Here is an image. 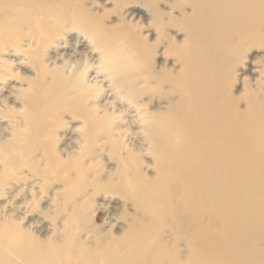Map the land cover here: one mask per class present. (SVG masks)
Wrapping results in <instances>:
<instances>
[{
  "label": "bare ground",
  "instance_id": "obj_1",
  "mask_svg": "<svg viewBox=\"0 0 264 264\" xmlns=\"http://www.w3.org/2000/svg\"><path fill=\"white\" fill-rule=\"evenodd\" d=\"M108 1L120 6L126 0ZM167 1L166 10L162 3ZM95 2L0 0V79L36 55L37 76L28 87L38 96L36 102L31 91L18 92L27 107L26 130L15 135L17 152L0 156V198L6 197L0 200V264H264V64L249 65L241 96L231 91L243 48L264 43V0L143 1L147 10L139 8L138 14L149 16L147 26L157 37L149 43L140 36L136 58L105 39L125 29L133 33L136 25L126 18L108 23V10L102 12ZM76 26L87 36L91 32L100 58L107 57L96 70L103 81L109 79L106 89L95 93L104 99L102 112L88 106L101 82L98 76L84 78V71L95 66L85 58L87 50L68 54L60 48L67 29ZM172 28L184 33L181 39L169 33ZM24 40L30 49L22 48ZM50 42L65 51L52 50L47 64L43 49ZM162 43L165 56L175 58V71L154 66ZM260 57L264 60V54ZM0 88L12 93L14 86ZM155 100L157 108L151 109ZM66 114L82 123L81 143L62 157L54 135ZM36 125L42 129L39 139ZM128 130L133 149L124 155ZM135 143L153 152L157 176L146 175L149 166L141 162ZM107 152L117 157L123 173L91 175L92 162ZM59 181L61 192L39 197L49 182ZM166 185L187 190L174 196L163 190ZM115 195L123 199L116 202ZM42 198L45 207L56 209L55 220L65 224L46 238L34 230H46L47 218L31 217L32 201ZM117 203L127 223L119 233L100 231L97 211L117 219ZM181 241L188 245L183 262Z\"/></svg>",
  "mask_w": 264,
  "mask_h": 264
},
{
  "label": "rangeland",
  "instance_id": "obj_2",
  "mask_svg": "<svg viewBox=\"0 0 264 264\" xmlns=\"http://www.w3.org/2000/svg\"><path fill=\"white\" fill-rule=\"evenodd\" d=\"M143 1H147V0H138L137 3H132L131 1L126 0V1L121 2L120 6H114L113 2L108 1V0H96L95 2V4L98 7H100L102 12H103V8L108 10V15H109V17L107 18L108 23L116 24L120 22L121 18H126L127 20L131 19L133 23L136 25L135 28H132L134 31L133 33H131L130 29H125L120 35L105 36V39L115 41V43L120 48V52L123 53L127 51L128 53H130V55L133 58H136L138 56L136 54L139 52V47H137V41L140 36H143V37L147 36L149 43L155 42V38L157 37L156 29L154 27L147 26L149 16L147 14H145L144 16H139L138 14L139 12L137 9L139 8L144 12L147 10V8L142 5ZM170 4L171 2L169 1L164 2L162 3V8L164 9L166 8L167 10V7L170 6ZM186 12L187 13L191 12L190 6L186 8ZM174 14L178 15V12L175 11ZM25 30L27 29H24V32H27ZM67 31H68V34L62 37L61 42H63V44L61 45L60 48H65L66 53L68 54H73L74 50H79L83 52H86L85 50H87V52L85 53L86 54L85 58H87V61L89 60L91 61V63L93 62L95 66L93 67L94 70L88 68L87 71L86 70L84 71V78L85 80L88 79L89 81L90 78L93 79L94 76L95 77L98 76L97 79L101 82L99 85H96L93 87L94 91H93V94L89 97L88 106L91 109H96L97 111L102 112L101 109L103 107L101 105L99 107V103H101L102 100L104 99L100 97L101 95L100 93H97V94L95 93H96V90L98 89H102V90L104 88L106 89V86L109 84L108 82L109 79L107 81H103V77L101 75H97L96 70L100 66L99 61L100 60L101 62L106 61L107 57L105 56L104 58L102 57L100 58L102 50L99 48L98 49L95 48L97 44L91 32H89L90 35L87 36L85 35L86 33L78 26L72 29H67ZM169 33L176 39H181V37L184 34L183 32H177L176 28H172L171 31H169ZM25 37L27 38V40L30 38L27 35H25ZM27 40H24L22 42V48L25 50L30 49L29 46H25V44H27ZM57 45L58 43L56 42H50L48 46L45 49H43L44 50L43 56L46 62L50 56L49 53L52 50L59 48ZM60 48L57 50V52L61 50ZM61 51H65V50H61ZM243 51H244L245 57L238 64V70L236 71L234 83L231 86V91L233 92L235 96H238V97L241 96L244 92L245 80H249L250 74H249V71L247 70L249 65L252 62H254L257 66H262L264 64V60H262L261 59L262 57H260L261 54H264V43L262 44V46H255V47L245 46L243 48ZM164 53H165V44L162 43L160 47L158 48V52L154 54L153 63H154L156 70H160L161 67L166 66L168 70L175 71L178 68V65L175 64L176 61H175L174 56L167 57L165 56ZM19 55L20 53H18V56ZM7 57H10V56H6V58ZM28 57L31 59L30 61L26 60L24 63L21 64V66H17V69H15L14 71L9 70L15 76L10 74L6 76L5 78L0 79V85L10 84L14 86V88L12 89V93L7 92L5 88L4 89L0 88V98H2L1 105H0V156L1 155L3 156V154L8 153V152L10 153L17 152L16 147L14 145V141H16L15 135L18 131L24 132L26 130L24 122L22 120V116L26 112L27 107L24 106L23 99L21 98V96H19L18 92L22 90L31 91L35 101L38 102L37 91H34L32 87H28V82L35 79L37 76V66H36L37 57L36 55L32 57L28 55ZM67 57L68 55L65 56V58ZM256 57L260 58L261 60L254 61L256 60ZM10 58L15 59V57H10ZM58 63H62V60H58ZM47 64L49 63L47 62ZM79 65H80V62L74 63L73 66L75 68L76 66H79ZM14 67H16V65H14ZM83 70L84 69H81L80 72H83ZM75 72L76 70L73 69L72 74H74ZM50 76H51V73H49L47 81L51 80ZM38 93L42 94V92H39V91ZM263 93H264V86H263ZM68 94L75 95L73 94L71 90L68 92ZM94 94L96 96H94ZM77 99L81 100V96H78ZM94 99L97 103L94 101ZM105 99L106 100L109 99L110 101L115 102V98L113 96H108ZM159 100L161 104H166L165 102L166 99L160 98ZM159 100H155L154 106L151 104L150 108L156 109L157 108L156 104L159 102ZM238 104H239L238 108L240 110L245 108L244 101H240ZM144 108L145 107H143V109ZM121 109H123V107ZM72 121L73 120L71 118V115L66 114V116L61 119V125L59 126L58 132H56V134L54 135V138L56 140L57 149L60 150V154H61L60 156L62 157H65L67 155L69 147L75 145V143L77 142H79L78 144L81 143L80 137H81V132H82V129H81L82 123L80 121H73V122ZM64 123H66V126H62ZM70 126H80V129L73 130ZM123 126L126 127L127 126L126 123H124ZM35 130H36V133H34V137L36 139H39V137H42L41 127L36 125ZM130 133L131 132L129 130L126 132L125 140H127V142L125 140L124 141L126 142L125 144H127V146L126 148H123L122 150V154L124 155H126V152L128 150L133 149V146H131L133 144H129L128 142V136L130 135ZM134 145H136L137 149L139 150V153L137 154L139 155L140 160L143 163V165L149 166V169L147 168L146 170V175L157 176L158 172L154 166L155 156L152 155L153 152L147 153L143 151L145 148L148 147V145L146 144L142 145L140 143H135ZM107 155L104 154V156H100L92 162V165H94V168L91 170V175L93 174V172L95 173V176L97 175L107 176L109 174H122L123 173V171L118 165L117 157L112 152H107ZM24 157H27V155H24ZM107 157H110L111 160H106ZM85 161L89 163L87 159ZM3 164L4 162H0V169L2 168ZM27 170L28 169L26 167L24 169V172L27 173L28 172ZM18 175H20L19 172H18ZM49 183H50V187L47 189L46 192L39 193L38 194L39 197L41 194L46 195V197H50L51 195H53L54 192H61L62 189L64 188V184L61 181L54 182V183L49 182ZM163 190L166 193H170L176 196L186 191L187 188L184 186L183 187L178 186L175 188L171 185H166L163 188ZM107 197L108 196H106L105 199L110 198V197L108 198ZM5 198H6L5 196H2L0 200L4 202ZM44 199L45 198H42L41 200L36 199L32 201L34 205V209H33L34 213L32 214L31 217L47 218L48 220V223L44 222V225L48 226L46 227V230H43V231L34 230V233L40 236L41 238L54 236V235H51L50 233H52L53 231L63 230L65 228V224L61 225L58 220H55L56 209L50 206L45 207L46 203ZM121 199H123L121 195H115L116 202L121 201ZM97 201L104 202V200L101 197H99ZM2 202H0V204ZM175 202L177 203V199H175ZM126 207L128 208V210L131 211V208H132L131 205H128ZM116 208H117V211H115V213L117 216H119V218L117 219L114 218V220H110L109 211L106 212L102 209H99L97 211V216H98L97 225L99 226L98 229L100 231L109 230L111 228H114L113 232H116V233L121 232L120 227L125 226L127 221L121 217V214L123 213V211H122L120 203L116 204ZM100 211H103V213H100ZM49 222L51 224H49ZM27 223H30V222H26L25 224L27 225ZM180 244H181L180 250H181L182 255L178 257H180L183 262L184 261L183 257L188 255V245L187 246L184 245V241H181Z\"/></svg>",
  "mask_w": 264,
  "mask_h": 264
}]
</instances>
